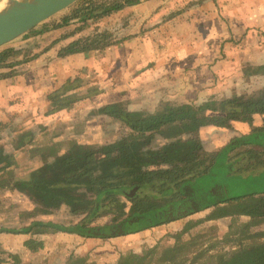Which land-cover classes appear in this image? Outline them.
<instances>
[{"label":"trees","instance_id":"trees-1","mask_svg":"<svg viewBox=\"0 0 264 264\" xmlns=\"http://www.w3.org/2000/svg\"><path fill=\"white\" fill-rule=\"evenodd\" d=\"M105 1L79 0L57 18L58 22L52 28H63L70 21L80 19L77 30H81L90 21L109 17L139 4L141 0H107L110 1L108 5ZM110 35L108 31L102 36L97 34L91 38L75 39L62 47L58 55L66 58L103 54L114 44L108 41ZM72 36L74 32L62 39ZM62 39L52 42V46L61 43ZM9 55L10 51H0V64ZM252 72L264 75V65ZM83 86L84 81L78 78L57 86L48 94L53 111L65 109L67 106L61 105L62 102H72L71 99L80 93ZM88 88L85 87V90ZM61 91L65 94V101L61 99ZM99 92L96 87L88 93V97ZM220 109L218 113L221 116L215 121L196 119L193 124L186 125L184 131H198L211 123L228 126L223 115L239 117L264 113V91L245 100L235 98L223 101ZM106 111V114L114 115L113 111ZM115 115L134 130H141L147 121L127 113ZM162 137L157 134L142 142H125L109 155L98 152L72 155L62 165L65 167L79 160L81 168L63 182L45 184L34 174L16 177L13 186L22 189L21 194L31 203L41 204L44 211L28 214V222L19 227L1 226L0 234L25 237L23 248L36 253L45 247V240L37 235L47 234L48 231L85 240H106L189 218L182 229L169 235L173 243H159L145 249L141 255L127 252L119 257L116 264H198L204 257L206 260L201 264H264V126L231 140L212 162L200 156L196 142H183L177 145L182 149H172ZM146 198L161 199L165 203L155 207L140 205L130 213L122 211L124 203ZM204 212V218L190 219ZM225 220H229L227 233L208 249L200 250L198 247L199 244L202 246L205 234L192 236L197 244L195 250L200 252L190 259L181 246V240L199 226ZM212 228L217 231L216 225ZM217 244L227 245L229 249L210 255ZM0 264H19V258H0Z\"/></svg>","mask_w":264,"mask_h":264},{"label":"rangeland","instance_id":"rangeland-1","mask_svg":"<svg viewBox=\"0 0 264 264\" xmlns=\"http://www.w3.org/2000/svg\"><path fill=\"white\" fill-rule=\"evenodd\" d=\"M109 3L110 1L106 2L107 5ZM200 3L201 0H141L139 4L126 7L109 17L96 22L90 21L81 30H77L80 19L70 21L63 28H52L58 22L57 18L60 14L31 33L0 49V51H10L8 58L3 64H0V82L7 83V86H0V137H3L0 141V227H11L12 225H18L16 227H19L28 222V214L44 211L41 204L31 203L25 199L26 196L21 194L23 190L13 186V179L34 174L36 177H40L45 184L63 182L77 174L81 168L82 163H79V160L65 167L62 165L63 161L72 155L80 156L81 153L85 152H98L109 155L125 142H142L147 137L159 134L163 136L162 140L169 145L168 148L171 147L172 149H182L177 145L183 142H196V147L200 150V156H204L206 161L212 162L219 151L231 140L248 135L264 126V113L239 117L223 115L228 126L211 123V125L198 131L185 132L184 127L193 124L196 119L203 118L211 122L219 117L215 114L218 113V110L215 109L214 104L206 106L207 109L203 111L198 106L199 103L195 102L201 100L208 104L209 101H206V96L199 97L197 95V98L194 96V100L188 102L190 104H187L189 105L187 108H174L172 110H169L166 105L158 103L161 102L158 101V97L156 99L155 95L149 92L146 96H143L144 94L142 96L147 97L150 104H148L149 106L144 105L141 109L138 108L137 97L134 94L131 96H135V101H127L126 95L124 93L122 95L121 91L108 97L113 101L111 103L90 104L91 97H88V93L96 88L94 84L96 81L93 80L98 79L96 74L97 71L102 69L101 65H96L94 71L91 66L90 69L88 68L89 70L83 71L78 79L84 81V86L80 93L78 92L76 97L71 99L72 102H62L61 105L67 106L65 109L57 112L53 111L54 108L48 95L43 101L31 100V102L28 100V95H23L24 99L18 102L19 107L9 103V99H20V96L12 91L13 96L7 98L10 92V78L7 75L13 74L16 70L20 74L25 73L28 70L27 68L33 65H31V62L35 61L36 56L38 58L42 56L45 64L53 63L55 65L53 57L69 42L82 37L91 38V36L97 34L102 36L104 32L108 31L112 34L108 41H112L116 46L123 40V37H135L144 21L148 22L144 25L145 28H153L155 26L154 22H159V18L154 19V14H151L155 8L165 6L181 9L188 5ZM99 5L100 3L97 4V7ZM160 15L165 18L168 17L167 12L160 13ZM73 32L74 36L66 40L62 39V37L69 36ZM60 38L62 42L56 43L58 45L53 43L52 46V42ZM143 53L152 55L153 48L148 46ZM120 55L121 52L118 53L119 57ZM89 56L90 54L88 56L79 55L76 61L83 57L87 59ZM38 62L40 63V61ZM71 64L77 65L79 63L72 61ZM117 65L118 67L114 65V69L117 70L115 79L118 81V75H122L126 66L120 59L117 61ZM91 70L95 72V75H92ZM72 72L74 73V71ZM76 74L78 73L76 72ZM101 82L99 85L104 84L103 81ZM244 84L248 89L244 91V86L242 89L238 88L241 91H239L237 97L225 98L223 101L235 98L245 100L252 94L264 91V82L257 83L253 78L247 79ZM257 84L258 87L253 88L255 92H252L249 87H254ZM90 85L93 86L90 88ZM88 86L89 88L86 91L85 87ZM60 94H62L61 99L64 100L65 94L63 91ZM106 109L113 111L114 115L106 114ZM117 113H127L139 119H147L146 123L150 122L152 124L145 123L141 130H134L118 119L115 115ZM177 117L179 119H176ZM154 123H157V125L154 126ZM3 125L7 128H4ZM6 131L17 132L19 138L16 140L9 139L5 135ZM30 131L34 133V138L28 144L25 139ZM59 163H61V167ZM161 203H165L164 200H153L151 198L141 199L134 203L131 201L123 204L122 211L130 213L140 205L148 204L155 207ZM205 216L206 213L204 212L196 214L190 219L198 220ZM40 217L46 218V220L50 219V217L42 215ZM188 219L165 224L133 235L106 240H85L66 233L48 231L47 234L37 235L45 240V247L36 253L27 252L23 248L25 237L0 234V258L7 259L9 256H16L19 258V264H116L119 257L127 252L141 255L145 249L159 243H173L174 240L169 235L182 229ZM228 223L229 220L209 222L192 230L189 236L181 240L182 248L187 251L186 255L192 259L196 254L199 255L200 250L208 249L216 241H220L228 231L226 227ZM213 225H216L217 231L213 230ZM195 234H205L202 246L198 245L199 252L195 250L197 244L192 239ZM227 249H229V246L217 244L210 251V255ZM205 258H202L198 264L205 262Z\"/></svg>","mask_w":264,"mask_h":264},{"label":"crops","instance_id":"crops-1","mask_svg":"<svg viewBox=\"0 0 264 264\" xmlns=\"http://www.w3.org/2000/svg\"><path fill=\"white\" fill-rule=\"evenodd\" d=\"M164 12H167V18L160 15ZM151 14H154V19L159 18L153 28H145L148 22L144 21L135 37H123L119 44H113L103 54L97 53L76 61L79 55L62 58L57 53L53 57L55 65L45 64L42 56H36L37 59L31 62L33 65L25 73L20 74L16 70L7 75L10 78L7 98L13 96L12 91L20 96V99H9V103L19 107L18 102L24 99L23 95H28L30 102L43 101L57 86L80 78L83 70L90 69V66L94 71L96 65L102 68L97 71L98 79L93 80L100 94L89 100L90 104L96 105L113 102L108 97L121 91L127 101H135L136 96L141 109L150 104L148 98L143 97L149 92L169 110L187 108L188 102L198 95L206 96V101L211 103L195 101L201 110L214 104L219 111L225 98L239 95L241 90L238 88L245 87L247 79L264 82V75L252 72L264 65V0H201L200 4L181 9L158 7ZM148 46L153 48L152 55L143 53ZM119 59L126 69L118 75L117 81L114 65L118 67ZM72 61L81 65L71 64ZM92 70V75H95ZM101 81L104 84L99 85ZM4 85L7 86V83L0 82V86ZM256 87L258 84L249 89L255 92L253 88ZM132 94L135 96L132 97ZM215 114L220 116V113ZM32 131L26 135L28 144L34 138ZM6 132L11 140L19 138L17 132Z\"/></svg>","mask_w":264,"mask_h":264},{"label":"water","instance_id":"water-1","mask_svg":"<svg viewBox=\"0 0 264 264\" xmlns=\"http://www.w3.org/2000/svg\"><path fill=\"white\" fill-rule=\"evenodd\" d=\"M79 0H7L0 10V49L70 9Z\"/></svg>","mask_w":264,"mask_h":264},{"label":"clouds","instance_id":"clouds-1","mask_svg":"<svg viewBox=\"0 0 264 264\" xmlns=\"http://www.w3.org/2000/svg\"><path fill=\"white\" fill-rule=\"evenodd\" d=\"M7 3V0H0V10L3 9L4 5Z\"/></svg>","mask_w":264,"mask_h":264}]
</instances>
